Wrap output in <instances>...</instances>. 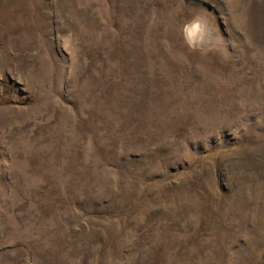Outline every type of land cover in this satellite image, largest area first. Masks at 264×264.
I'll use <instances>...</instances> for the list:
<instances>
[{
	"label": "rangeland",
	"instance_id": "1",
	"mask_svg": "<svg viewBox=\"0 0 264 264\" xmlns=\"http://www.w3.org/2000/svg\"><path fill=\"white\" fill-rule=\"evenodd\" d=\"M0 264H264V0H0Z\"/></svg>",
	"mask_w": 264,
	"mask_h": 264
}]
</instances>
